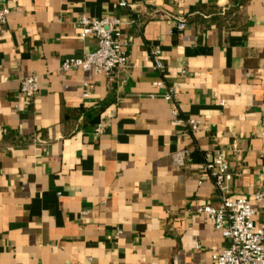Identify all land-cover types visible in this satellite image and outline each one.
<instances>
[{"label": "crops", "instance_id": "1", "mask_svg": "<svg viewBox=\"0 0 264 264\" xmlns=\"http://www.w3.org/2000/svg\"><path fill=\"white\" fill-rule=\"evenodd\" d=\"M120 1H6L0 264H210L226 240L197 213L220 202L205 150L226 153L227 197L264 214L254 199L264 181V0ZM80 16L119 18L127 66L112 80L61 69L96 48L79 37ZM30 75L39 92L26 104L19 81ZM171 85L176 115L163 96Z\"/></svg>", "mask_w": 264, "mask_h": 264}, {"label": "built area", "instance_id": "2", "mask_svg": "<svg viewBox=\"0 0 264 264\" xmlns=\"http://www.w3.org/2000/svg\"><path fill=\"white\" fill-rule=\"evenodd\" d=\"M6 1L0 0V24L7 22L9 8ZM119 5L128 7L125 0H121ZM119 22L117 17L80 16L77 20L79 37L82 40L91 38L96 43V48L82 57L64 60L61 63V69L63 71L80 69L83 72H93L112 80L118 70L127 66L125 44L115 37ZM185 24V19H177L179 30H182ZM159 52L158 46H154L151 51L156 70L162 72L164 64L158 57ZM153 85L161 87L163 82L156 81ZM19 89L25 97V103L28 104L39 92L37 77L30 75L22 78L19 81ZM83 96L87 97L88 91H85ZM163 96L174 103L172 114L176 115L177 86L168 87ZM110 122L111 115L104 116L95 124L94 132L100 133L105 130ZM184 124L193 133L199 130L197 120L188 119L184 121ZM187 157L188 151L183 150L176 154L175 161L182 166ZM202 167L212 178L220 202L216 206L203 205L197 208V213L206 214L214 228L226 240L225 247L212 254L210 264H264V214L257 218V210L252 208L250 201L246 198L229 199L227 197L230 192L229 182L232 179V173L225 151L222 149L205 150ZM254 199L262 203L264 210V181L263 188L254 194Z\"/></svg>", "mask_w": 264, "mask_h": 264}, {"label": "trees", "instance_id": "3", "mask_svg": "<svg viewBox=\"0 0 264 264\" xmlns=\"http://www.w3.org/2000/svg\"><path fill=\"white\" fill-rule=\"evenodd\" d=\"M86 109V108H85Z\"/></svg>", "mask_w": 264, "mask_h": 264}]
</instances>
